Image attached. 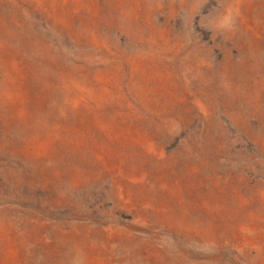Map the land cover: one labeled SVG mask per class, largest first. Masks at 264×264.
<instances>
[{"label": "rangeland", "instance_id": "1", "mask_svg": "<svg viewBox=\"0 0 264 264\" xmlns=\"http://www.w3.org/2000/svg\"><path fill=\"white\" fill-rule=\"evenodd\" d=\"M0 264H264V0H0Z\"/></svg>", "mask_w": 264, "mask_h": 264}]
</instances>
